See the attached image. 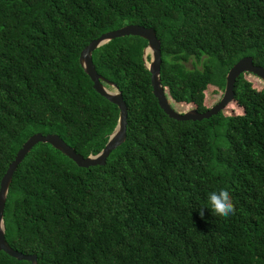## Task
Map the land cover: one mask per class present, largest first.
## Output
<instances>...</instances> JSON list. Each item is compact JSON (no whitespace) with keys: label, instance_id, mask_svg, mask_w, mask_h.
<instances>
[{"label":"trees","instance_id":"1","mask_svg":"<svg viewBox=\"0 0 264 264\" xmlns=\"http://www.w3.org/2000/svg\"><path fill=\"white\" fill-rule=\"evenodd\" d=\"M133 24L156 32L179 113L218 103L240 59L264 67V0H0V181L36 133L83 157L102 150L119 109L94 91L79 56ZM146 46L127 36L93 52L127 105L126 141L89 168L37 144L12 177L6 241L38 264H264V87H253L264 82L242 74L222 112L179 122L152 93ZM209 88L217 99L206 107ZM221 188L233 197L229 217L204 207ZM0 264L30 263L0 252Z\"/></svg>","mask_w":264,"mask_h":264},{"label":"water","instance_id":"2","mask_svg":"<svg viewBox=\"0 0 264 264\" xmlns=\"http://www.w3.org/2000/svg\"><path fill=\"white\" fill-rule=\"evenodd\" d=\"M127 36L140 37L147 41V46L143 51L142 60L144 62L145 68L150 73L152 93L156 98L160 109L173 120L179 122L202 121L204 119H209L218 115L226 108L227 104L234 99L235 83L238 77H240L242 74H253L264 82V67L255 65L252 57H244L235 63L226 74L224 93L218 103L210 107L205 112H198L196 109H192L185 113H179L171 107L162 85L161 42L158 39L154 29L133 24L100 35L98 38L91 41L81 51L79 63L81 68L93 83L94 91L118 107L119 116L117 124L102 150L95 155H88L87 157H83L81 154H78L74 148L70 147L56 134L43 135L42 133H36L22 145L21 149L17 152L14 160L9 164L0 181V252H4L17 261H26L30 264H38L36 255L24 254L13 249L8 244L5 239L4 222V209L9 188L12 182V177L21 162L37 144H49L54 149L69 158L72 162H74L77 167L89 168L95 166H104L111 153L126 141L128 124L127 105L123 100L122 93L118 90L116 84L98 74L92 60V54L95 50L108 44L109 42Z\"/></svg>","mask_w":264,"mask_h":264},{"label":"clouds","instance_id":"3","mask_svg":"<svg viewBox=\"0 0 264 264\" xmlns=\"http://www.w3.org/2000/svg\"><path fill=\"white\" fill-rule=\"evenodd\" d=\"M216 216L229 217L235 213L233 197L230 190L221 188L207 193V205L204 206ZM203 209L200 215L203 216Z\"/></svg>","mask_w":264,"mask_h":264},{"label":"rangeland","instance_id":"4","mask_svg":"<svg viewBox=\"0 0 264 264\" xmlns=\"http://www.w3.org/2000/svg\"><path fill=\"white\" fill-rule=\"evenodd\" d=\"M186 66L189 67V68H191L192 67L191 61H189L186 64ZM247 78H249L250 80H251V78H254L256 80H259V79H257L256 77H254L252 75H251V78L250 77H247ZM251 82H253V81L251 80ZM253 84H254L253 87L256 88V90H260V89H262L264 87V84L263 83H260V82H255V83L253 82ZM216 99H217V96L215 95L214 88H209L208 91L205 94V106L206 107L211 106L213 103H215ZM178 110L180 112L181 111H186L187 110V107L186 106L185 107L184 106H181V107H179ZM227 112L228 113H230V112H236L237 114L241 113V111H239V109H237V108L235 109V105H230L229 108H228V110H227Z\"/></svg>","mask_w":264,"mask_h":264}]
</instances>
